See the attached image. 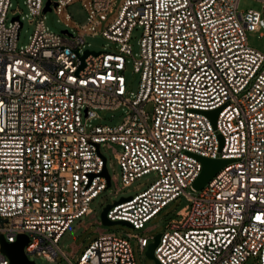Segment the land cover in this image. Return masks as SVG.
Masks as SVG:
<instances>
[{"label": "built area", "instance_id": "2783aa9c", "mask_svg": "<svg viewBox=\"0 0 264 264\" xmlns=\"http://www.w3.org/2000/svg\"><path fill=\"white\" fill-rule=\"evenodd\" d=\"M73 1L50 0V11ZM256 1L261 12H239V0H87L82 32L57 34L44 25L47 1L26 0L37 21L18 47L21 17L8 19L11 2L0 0L6 242L26 235L29 260L137 264L130 240L142 251L148 239L130 233L99 231L78 257V246H59L75 220L93 214L90 203L107 187L101 147L115 145L124 186L151 183L114 202L107 219L140 230L178 198L188 202L159 234L158 264H264V52L247 41L248 32L264 33V0ZM97 35L108 43L88 50L86 37ZM106 111L121 112L119 122L96 124ZM200 158L232 161L195 191ZM0 264H10L2 253Z\"/></svg>", "mask_w": 264, "mask_h": 264}, {"label": "rangeland", "instance_id": "374dc122", "mask_svg": "<svg viewBox=\"0 0 264 264\" xmlns=\"http://www.w3.org/2000/svg\"><path fill=\"white\" fill-rule=\"evenodd\" d=\"M26 0H10L11 7L7 14L8 19L13 17V14H18L21 17L23 26L19 33V39L17 41L18 47L27 45L29 37L32 35L37 17H33L25 3ZM45 2L47 0H44ZM55 1V0H54ZM87 4V0H74L68 7L61 8L58 12L56 9H52L45 13L44 25L53 33H61L64 30H68L70 33L82 32L81 26L87 23V9L84 7ZM262 11L261 4L256 0H239L238 11L246 12L248 10ZM113 15L108 16L104 26L107 25L112 19ZM102 27H99L97 31H100ZM139 38V33H133L132 47L133 51L137 52L138 47L136 44ZM247 41L251 48L264 52V33L260 32H248ZM88 44V50L99 52L108 43L100 35L86 37ZM125 77L129 89L136 92L139 78L133 73L131 66L126 69ZM150 111V108H147ZM100 117L96 121V124L101 125H115L119 122L121 112H98ZM120 148L115 145H107L101 147V153L107 160V169L111 176L116 178V182H111L110 186L101 192L91 203L90 208L93 211L91 216L83 217L79 220H75L70 228L66 231L65 235L61 239L59 246L64 251H69L71 245L79 247L77 257L81 255L83 250L93 241L98 235L99 231H105L107 233L116 234H134L148 239V244L154 241L155 236L161 234L165 230V226L171 219L176 218V213L183 208L188 202L185 198H178L177 201L170 203L166 206L155 218L150 219L142 229L133 230L131 227L122 224H115L112 226H104L100 220V214L107 205H112L114 202L119 201L121 198H128L144 191L151 183L150 177H143L135 180L130 185L124 186L121 180V170L114 157V151H119ZM82 222L83 226H78ZM86 227V228H85ZM153 237V239H150ZM134 257L137 264H155L153 259L146 256V250L139 249L135 239L130 240ZM34 264H65L60 258L56 262H49L43 257H31Z\"/></svg>", "mask_w": 264, "mask_h": 264}, {"label": "water", "instance_id": "95a60500", "mask_svg": "<svg viewBox=\"0 0 264 264\" xmlns=\"http://www.w3.org/2000/svg\"><path fill=\"white\" fill-rule=\"evenodd\" d=\"M50 11V0H47L46 6L44 8V12ZM17 19V18H15ZM88 52L85 53L87 56ZM84 56V57H85ZM83 57V58H84ZM82 58V59H83ZM209 115L213 116V122H215V118L217 116V111L210 112ZM202 163V171L194 181L192 188L195 191H200L204 188V186L216 175V173L226 164L231 162L232 160L228 159H208V158H200ZM102 175L106 179L107 186H110V177L107 172L106 167L104 166ZM124 200H128L126 198H121L117 202H123ZM111 205H107L100 214V220L102 225L104 226H112L115 224H122L130 227L129 223L126 221H110L107 219L106 214L110 209ZM6 222L5 219H0V225ZM159 235L155 236L154 241L147 246L146 256L155 261V264H158L157 260L154 257L153 251L158 242ZM28 243V237L24 234H21L17 237L16 241L13 243L6 242L4 236L0 234V253H2L9 260L10 264H34L32 260H29L26 253L24 252V248Z\"/></svg>", "mask_w": 264, "mask_h": 264}, {"label": "snow or ice", "instance_id": "6c2138e0", "mask_svg": "<svg viewBox=\"0 0 264 264\" xmlns=\"http://www.w3.org/2000/svg\"><path fill=\"white\" fill-rule=\"evenodd\" d=\"M257 219H260V217L258 216Z\"/></svg>", "mask_w": 264, "mask_h": 264}]
</instances>
